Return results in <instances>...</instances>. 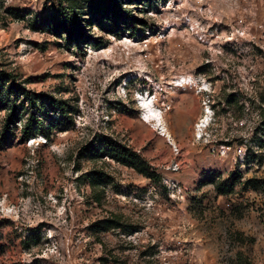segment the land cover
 Segmentation results:
<instances>
[{
	"label": "rangeland",
	"instance_id": "obj_1",
	"mask_svg": "<svg viewBox=\"0 0 264 264\" xmlns=\"http://www.w3.org/2000/svg\"><path fill=\"white\" fill-rule=\"evenodd\" d=\"M83 3L0 0V71L38 99L0 104V264H264V0H124L138 30L84 20L80 45L39 27ZM115 142L158 176L92 153Z\"/></svg>",
	"mask_w": 264,
	"mask_h": 264
},
{
	"label": "trees",
	"instance_id": "obj_2",
	"mask_svg": "<svg viewBox=\"0 0 264 264\" xmlns=\"http://www.w3.org/2000/svg\"><path fill=\"white\" fill-rule=\"evenodd\" d=\"M70 1V0H69ZM84 3L81 5H69L66 8H63L62 12L58 15L46 16L44 18L39 19L41 29L52 30L56 33L60 34L64 32L67 34V43L80 45L82 41L90 40L91 37L85 31L82 26V21L86 20V22H94L100 25H111L113 22V27H120L119 21H124L127 24L128 30L135 33L138 30L136 25V19L132 16L130 8H126L124 5V0H84ZM126 1H137V0H126ZM85 11H89L91 13V18H84L82 15L85 14ZM145 23L144 21H142ZM108 23V24H107ZM37 25V24H35ZM36 27L37 26H33ZM117 31V30H116ZM117 33V32H116ZM119 35V33H117ZM23 92L25 99L29 100L32 103H36L37 98H34L28 94L24 90V88L20 87L18 82H11L10 76H7L4 71H0V104L5 103L6 101H15L20 98V92ZM37 97V96H36ZM13 99V100H12ZM40 99V98H39ZM54 101L53 98L47 96V100ZM55 104L58 106H62L60 101H57ZM63 113V112H62ZM66 114V113H65ZM64 115V114H63ZM10 120L14 118V113L10 114ZM61 117V116H58ZM61 119V118H59ZM17 118L13 119V122H8L6 125V129L10 128L11 123H16ZM43 127L41 124L33 123L32 120H28L23 129V136L25 139L31 138L35 136L39 129ZM6 131V133H7ZM4 133V134H6ZM46 138L50 137L48 132L44 133ZM92 153L94 155L101 154L103 152L107 153L114 160L135 168L136 170L149 175L151 177H156L158 174L150 169V165L148 162L139 154L137 151L124 146L120 143H101L98 146H93ZM107 150V152H106ZM102 172H98L96 175L91 177V182L97 184V181L100 179ZM98 226V230L104 229L109 226H119V222L117 220H106Z\"/></svg>",
	"mask_w": 264,
	"mask_h": 264
},
{
	"label": "bare ground",
	"instance_id": "obj_3",
	"mask_svg": "<svg viewBox=\"0 0 264 264\" xmlns=\"http://www.w3.org/2000/svg\"><path fill=\"white\" fill-rule=\"evenodd\" d=\"M186 85H189V82H187L186 79L180 81L178 83V86L181 87H185ZM140 107L144 110V121L153 124V126L155 127H159L161 125H163V115H162V111H160L159 108L155 107V105L152 104V100L150 99V97L148 98H141L140 100ZM205 112H208V115L204 118L203 120V125H207V123H209V113L210 110H206Z\"/></svg>",
	"mask_w": 264,
	"mask_h": 264
}]
</instances>
